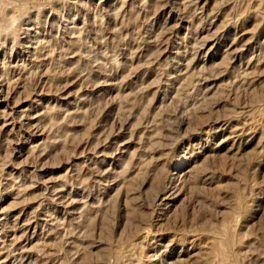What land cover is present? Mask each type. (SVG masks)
<instances>
[{"label":"rangeland","instance_id":"rangeland-1","mask_svg":"<svg viewBox=\"0 0 264 264\" xmlns=\"http://www.w3.org/2000/svg\"><path fill=\"white\" fill-rule=\"evenodd\" d=\"M6 19L0 264H264V0Z\"/></svg>","mask_w":264,"mask_h":264},{"label":"bare ground","instance_id":"bare-ground-1","mask_svg":"<svg viewBox=\"0 0 264 264\" xmlns=\"http://www.w3.org/2000/svg\"><path fill=\"white\" fill-rule=\"evenodd\" d=\"M5 1V0H4ZM2 3V2H1ZM3 4V3H2ZM9 4H11L10 2H9ZM9 4H8V6H9ZM5 5V4H4ZM7 5V4H6ZM4 7V6H3ZM12 8V7H11ZM4 9V8H3ZM5 9H6V6H5ZM13 9V8H12ZM11 9V10H12ZM2 10V9H1ZM6 13V12H5ZM14 13V12H13ZM8 15H10V13H7ZM2 15V14H1ZM8 15L6 16V17H8ZM4 16V15H3ZM5 17V18H6ZM9 18V17H8ZM18 18H19V16H18ZM17 21V20H16ZM15 22V21H14ZM4 24H5V28H2V29H0V34L4 31V30H6V29H9V28H12V21L11 20H8V19H6V20H4ZM14 24V23H13ZM17 24V23H16ZM4 36V35H3ZM21 112V111H20ZM203 148V147H202ZM157 161V160H156ZM154 165V164H153ZM157 167V166H156ZM153 168H154V166H153ZM176 168H177V166H176ZM186 169H187V167H186ZM189 170V169H188ZM187 170V171H188ZM183 171H185V170H183ZM189 172H192V171H188V172H185L184 173V177H186V175H188L189 174ZM171 173H173V172H171ZM175 173V172H174ZM173 173V174H174ZM168 174V173H167ZM192 174V173H191ZM190 175V174H189ZM175 176V175H174ZM173 176V177H174ZM177 177V176H176ZM180 177V176H179ZM171 179V178H170ZM173 179V178H172ZM185 179H187V178H185ZM168 180V179H167ZM177 180H178V178H177ZM173 181V180H172ZM171 183V182H170ZM176 183H174V185H175ZM168 185H169V183H168ZM173 185V184H172ZM175 187H176V185H175ZM170 188H172V187H170ZM169 189V188H168ZM167 190V189H166ZM171 192V191H170ZM169 192V193H170ZM168 194V193H167ZM173 194V193H172ZM171 194V195H172ZM174 195H175V193H174ZM167 196H169V195H167ZM173 197V196H172ZM165 198V197H164ZM163 199V198H162ZM166 199V198H165ZM170 199V198H169ZM161 201V200H160Z\"/></svg>","mask_w":264,"mask_h":264}]
</instances>
